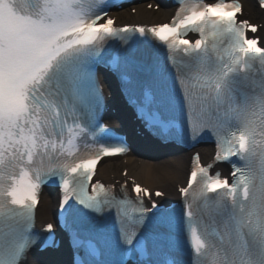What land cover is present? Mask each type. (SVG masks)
<instances>
[{
	"label": "snow or ice",
	"instance_id": "obj_1",
	"mask_svg": "<svg viewBox=\"0 0 264 264\" xmlns=\"http://www.w3.org/2000/svg\"><path fill=\"white\" fill-rule=\"evenodd\" d=\"M113 2L0 0V264L65 248L67 264H264V47L249 37L258 28L238 19L235 0H178L171 23L118 28ZM136 31L157 38L167 62L106 51ZM101 68L154 140L214 141L213 163L193 158L182 206L158 202L135 179V200L127 183L119 195L92 183L103 157L129 152L102 122L110 101ZM101 131L116 143L82 155L79 142ZM217 163L233 166L231 182L212 173ZM20 165L27 170L14 171ZM49 183L61 191L57 223L36 234Z\"/></svg>",
	"mask_w": 264,
	"mask_h": 264
},
{
	"label": "bare ground",
	"instance_id": "obj_2",
	"mask_svg": "<svg viewBox=\"0 0 264 264\" xmlns=\"http://www.w3.org/2000/svg\"><path fill=\"white\" fill-rule=\"evenodd\" d=\"M246 5L251 8L252 14L254 15L256 11H254L252 4L246 2ZM119 17H122L123 14H126L131 20H139V19H155V14L141 10L137 11L136 15H132L129 11H119ZM264 15L260 16V20L264 22ZM262 33H264V25L262 29ZM264 35V34H263ZM112 119H114L112 117ZM148 155L152 157L154 160L145 159V157H137L134 156L129 160L127 167L130 168L131 174L141 179V181L149 185L151 187L161 186L167 188L166 192H172V188L170 184L172 182H176L181 179L183 176L182 167L187 162V156L184 153L173 154L168 157H163L159 160L155 158V153L151 150H147ZM141 156V155H139ZM138 160H141V165L138 166L136 163ZM121 162L118 160L108 161L107 164L101 167V174L104 175L106 171V165H110L112 167L118 166ZM122 165V164H121ZM109 166V167H110ZM108 174V173H107ZM57 199V196L51 193H44L43 198L37 208V216L39 221H44L46 219H51L53 216L54 203ZM63 257L54 261L53 263L48 262L46 260L43 264H61L63 261Z\"/></svg>",
	"mask_w": 264,
	"mask_h": 264
}]
</instances>
